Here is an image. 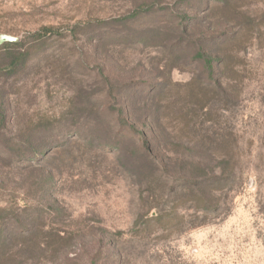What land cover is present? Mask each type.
Segmentation results:
<instances>
[{
	"label": "rangeland",
	"instance_id": "374dc122",
	"mask_svg": "<svg viewBox=\"0 0 264 264\" xmlns=\"http://www.w3.org/2000/svg\"><path fill=\"white\" fill-rule=\"evenodd\" d=\"M163 1L160 7L169 9L174 2ZM195 2L189 16L198 17L197 29L213 36L212 43L221 22L243 28L250 18L254 37L226 69L213 75L227 88L225 93L216 97L210 85L202 97L204 111L200 117L189 116L181 135V115L166 109L165 100L184 109L187 93L193 102L191 90L183 86L202 70L167 55L165 47L176 43L167 39L170 33L162 34L169 15L126 21L125 27L116 21L135 11L140 0H0V34L21 40L46 31L50 37L17 81L9 85L0 80L14 113L4 142L0 139V264H264V0H232L238 14L227 18L204 13L207 0ZM143 33L148 41L142 40ZM153 33L156 38L150 39ZM234 47H215L214 52ZM100 70L134 81L141 75L151 86L168 85V92L157 96L163 100L157 115L167 133L180 135L188 146L170 150L232 158L237 192L220 201L227 215H209L206 225L178 233L176 224L189 221L192 212L179 206L178 198L172 202L173 196L167 203L157 200V190L168 191L177 176L166 174V180L159 170L152 186L140 189L124 158L96 148L86 113L101 95L95 87ZM78 84L94 93L92 103L81 108L83 115L71 102ZM148 91L142 86L128 94ZM139 101L137 115L144 108V100ZM30 144L54 148L36 156L41 163L23 169L16 156ZM157 201L173 214L170 222L159 230L152 222L146 235L133 233L137 215L157 216ZM174 206L184 216L182 222ZM16 214L22 221L14 219ZM18 229L24 231L21 236L15 235Z\"/></svg>",
	"mask_w": 264,
	"mask_h": 264
},
{
	"label": "trees",
	"instance_id": "16d2710c",
	"mask_svg": "<svg viewBox=\"0 0 264 264\" xmlns=\"http://www.w3.org/2000/svg\"><path fill=\"white\" fill-rule=\"evenodd\" d=\"M172 1L174 2L169 9L160 7V4L165 2L163 0H140V5L135 11L128 16H123V19L116 22H121L126 27L124 23L126 21L146 20L161 14L169 15L167 18L168 24L162 34L166 36V33H170L167 39L174 38L176 43H171L168 47H165L167 55L175 59L176 63L182 61L195 69L200 68L202 70L200 75L193 77L190 82L183 86L186 91L187 89L191 90V96L194 97L193 102L190 101L187 93L183 101H188V104L183 106L184 109L181 106H176L174 100L169 98L165 100L166 109L171 107L173 114L179 113L181 115L182 119L178 122L183 123L180 131L181 135H184L185 127L191 122L189 116L200 117L201 112L204 111L205 105L202 97L209 91V86H212V92L216 97L220 96V93H225L227 89L222 86L220 79L213 80V75L218 70L223 71L226 69L231 60L243 53L245 51L244 43L252 40L254 36L252 35L253 30L249 26L252 22L250 18H247L248 22L245 23L243 28L231 27L228 26L227 22H221L219 35L215 38L216 44L212 43L213 36L201 35L200 30L197 29L195 19L198 17L189 16L190 13L194 12L193 10H196L194 8L196 0ZM204 4H206V12L204 13L211 16L219 13L222 16L226 14L225 18H227L238 14L237 7L232 4V0H207ZM101 24L107 25L109 21L101 22ZM249 29L250 31H248ZM195 34H198L199 38L195 39ZM141 38H143V41H148L145 38V33L141 35ZM149 38H156V33H153ZM49 39L50 37L47 36L45 31L29 34L15 44L2 45L0 47V80L10 85V81L16 79L28 69V65L36 51L47 48ZM90 41H94V39ZM234 44V48H226V50L220 51L221 53L214 52L225 45L233 46ZM102 71L100 70L98 81L95 83L96 94L98 92L101 94L96 101L92 103L91 95H94V93L91 90L86 91L80 84L77 85L71 98L76 111H79L76 113L79 115H83L80 112L83 105L92 103V107L88 108L89 113L86 114L91 116V126L94 127L91 136L92 139L96 140V148L107 150L108 153L118 158H124V161L130 165L131 173L134 171L137 175L140 189L144 186L146 188L152 186L151 183L159 170L165 171L164 177L166 180L168 179L166 174L172 173L177 176L172 181V186L168 191L163 190L160 192L157 190V200L167 203V200L173 196L172 202L178 198L179 206L192 212L189 221L182 225H180V222L176 224L179 227L178 233L206 225L210 221L209 215H213V218L227 215L223 213L227 212L228 208L220 201L229 196L230 192L234 194L237 192L235 178L233 177L235 167L232 158H199V153L192 157L185 152L170 150L171 147L186 150L188 146L182 142L180 135L175 136L172 132L167 133L166 128L161 125L160 116L157 115L159 105L162 108L161 103L163 101L159 102L160 99H157V96L159 95V98L160 96L162 98L164 93L168 92V85L159 83L151 86V84L143 83L144 80L141 79L143 77L141 75L134 81L125 79L126 76L121 73L110 72V74H105ZM142 86L149 89L142 96H138V93L128 94L131 89ZM139 100H144L142 104L144 108L143 112L137 115V109L141 110ZM12 107L13 104L8 93L0 90V139L2 138V143L14 115ZM84 107L83 110H86V106ZM29 132L28 139L32 140L34 131L30 130ZM88 132L89 130H87ZM50 147L52 148L50 145H41L39 148L35 144H30V148L17 154V162L25 164V166H22L23 169H29L33 167L34 161L41 163L36 156L43 154ZM127 147H131L129 152H126ZM163 152L166 154H161ZM174 154L178 156L175 158ZM128 158H140L141 161L140 163H134ZM225 189L226 191H224ZM141 202L145 205L148 204L147 201ZM165 205L157 201V216L155 217L144 219V215H137L133 223V233H145L146 235L152 222L157 223V230L161 227L164 229L173 215L168 212L169 210H165ZM175 208L177 207L174 206L172 209L173 213L179 215L176 213ZM1 212H3V209H1ZM179 216L182 222L184 216ZM13 217L17 222L22 221L19 214ZM4 218L1 217V221ZM21 231V229H18L15 235L21 236Z\"/></svg>",
	"mask_w": 264,
	"mask_h": 264
},
{
	"label": "water",
	"instance_id": "95a60500",
	"mask_svg": "<svg viewBox=\"0 0 264 264\" xmlns=\"http://www.w3.org/2000/svg\"><path fill=\"white\" fill-rule=\"evenodd\" d=\"M20 41V38L17 37H12L10 35H6V34H0V47L4 44H15L18 43Z\"/></svg>",
	"mask_w": 264,
	"mask_h": 264
}]
</instances>
